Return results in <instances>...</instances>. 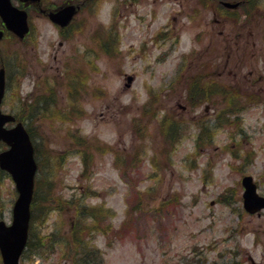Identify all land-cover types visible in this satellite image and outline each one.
I'll use <instances>...</instances> for the list:
<instances>
[{
  "label": "rangeland",
  "instance_id": "rangeland-1",
  "mask_svg": "<svg viewBox=\"0 0 264 264\" xmlns=\"http://www.w3.org/2000/svg\"><path fill=\"white\" fill-rule=\"evenodd\" d=\"M222 1L71 0L69 34L32 11L29 37L0 39V107L40 163L34 237L92 223L102 264H264L241 184L264 197V0ZM16 195L3 171L6 223ZM59 242L20 264H69Z\"/></svg>",
  "mask_w": 264,
  "mask_h": 264
},
{
  "label": "water",
  "instance_id": "water-1",
  "mask_svg": "<svg viewBox=\"0 0 264 264\" xmlns=\"http://www.w3.org/2000/svg\"><path fill=\"white\" fill-rule=\"evenodd\" d=\"M226 6L238 3L223 2ZM73 6H66L49 14L50 18L66 24L73 14ZM0 17L5 27L22 37L28 30L27 13L24 9L12 5L10 0H0ZM3 30L0 29V39ZM4 69H0V104L5 92ZM130 80V77H128ZM15 121V116L4 113L0 107V140L8 146L0 151V168L7 171L14 181L17 196L11 208V222L6 224L0 219V257L2 264H19L20 256L26 246L29 222L31 217L30 204L34 191L36 162L34 148L29 133L23 123L17 121L6 127V122ZM243 205L248 211L264 207V197L257 195L256 185L250 175L242 177Z\"/></svg>",
  "mask_w": 264,
  "mask_h": 264
},
{
  "label": "trees",
  "instance_id": "trees-1",
  "mask_svg": "<svg viewBox=\"0 0 264 264\" xmlns=\"http://www.w3.org/2000/svg\"><path fill=\"white\" fill-rule=\"evenodd\" d=\"M204 92V91H203ZM170 124L169 131L175 132L174 127ZM28 128V127H27ZM29 130V129H28ZM30 134L31 131L29 130ZM171 134V133H170ZM34 153L37 155L36 146L34 147ZM36 157V156H35ZM37 161V159H36ZM40 163L37 161V166H39ZM85 165L83 167V170L85 169ZM3 173V171L0 170V174ZM41 185L40 178L35 177V187H34V194L31 202V220H30V227L31 224H34V211L37 209V189ZM100 207V206H99ZM42 209L43 207L40 206ZM76 209H78L75 206ZM102 207L98 208V206L91 205L87 206L83 204L80 207V210L90 211L89 216L95 217L97 221H101L104 218V215L100 212ZM37 211V210H36ZM45 210L42 209V215L44 214ZM100 212V214H99ZM108 212H106V215ZM41 218V217H39ZM92 218V219H93ZM89 226H82L80 223L75 222V224H71L69 228H66L65 231H62L60 233H55L54 236H52V239L49 241L53 245H55L56 242L60 241L58 244H62V247L66 248V250L63 252L64 258L68 261L69 264H102V256L99 253L98 249L94 247L91 243H89L88 237L91 235V231L97 230L96 227L91 223ZM96 226V225H95ZM29 227V237L26 245V250L24 251L22 258H24L25 255H42L46 251H54L51 247V243H47L45 241L46 237H44L41 234H36L34 237V234L32 235L31 228ZM100 230V229H99ZM59 239H58V238ZM1 264V261H0Z\"/></svg>",
  "mask_w": 264,
  "mask_h": 264
},
{
  "label": "flooded vegetation",
  "instance_id": "flooded-vegetation-1",
  "mask_svg": "<svg viewBox=\"0 0 264 264\" xmlns=\"http://www.w3.org/2000/svg\"><path fill=\"white\" fill-rule=\"evenodd\" d=\"M71 0H62L60 1L59 3L55 2L54 0H38L37 2H30V1H22L20 2L19 1V4L20 6H25V8L27 9L28 11V16H29V32L26 36L29 37L32 33H33V30H34V24L31 22L32 20V11L34 12H39L38 15H42L44 16L48 22H50L51 24H53L56 29L59 31V33H61L62 35L63 34H69L70 32L76 30V27L78 26L77 23H81L83 22V20H80V21H76V18H75V14L71 17L70 21L66 24V25H59V24H56L54 22H52L49 17H48V13L50 11H55L67 4H69ZM93 1H96V0H88L87 3H92ZM81 7V5H79V8ZM86 7V6H84ZM83 9V8H82ZM0 26H2V23H1V20H0Z\"/></svg>",
  "mask_w": 264,
  "mask_h": 264
}]
</instances>
